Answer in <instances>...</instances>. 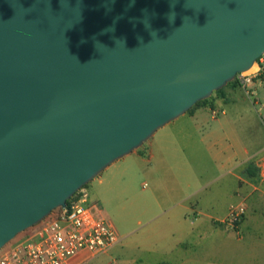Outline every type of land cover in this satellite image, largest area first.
Here are the masks:
<instances>
[{"label": "water", "instance_id": "1", "mask_svg": "<svg viewBox=\"0 0 264 264\" xmlns=\"http://www.w3.org/2000/svg\"><path fill=\"white\" fill-rule=\"evenodd\" d=\"M264 56V0H0V250Z\"/></svg>", "mask_w": 264, "mask_h": 264}, {"label": "crops", "instance_id": "2", "mask_svg": "<svg viewBox=\"0 0 264 264\" xmlns=\"http://www.w3.org/2000/svg\"><path fill=\"white\" fill-rule=\"evenodd\" d=\"M207 111L189 114L190 127L180 117L131 154L149 165L155 187L137 206L135 224L123 234L115 227L122 242L105 253L112 264H264V110L237 109V118L205 125ZM239 204L246 215L238 229L219 224Z\"/></svg>", "mask_w": 264, "mask_h": 264}, {"label": "built area", "instance_id": "3", "mask_svg": "<svg viewBox=\"0 0 264 264\" xmlns=\"http://www.w3.org/2000/svg\"><path fill=\"white\" fill-rule=\"evenodd\" d=\"M264 79V56L253 68L237 75L246 88L254 79ZM224 114V112H223ZM218 112H213L217 117ZM97 204L86 195L72 198L64 208L51 213L30 231L22 233L0 250V264H83L109 252L122 242L114 224L97 213ZM246 215L243 204L232 205L219 224L236 231ZM82 258L83 263H75Z\"/></svg>", "mask_w": 264, "mask_h": 264}, {"label": "rangeland", "instance_id": "4", "mask_svg": "<svg viewBox=\"0 0 264 264\" xmlns=\"http://www.w3.org/2000/svg\"><path fill=\"white\" fill-rule=\"evenodd\" d=\"M229 92L231 95L227 98V93ZM234 99H237L238 104L232 103ZM199 108L209 110L207 112L210 115L207 116L208 122L204 123L205 125L211 123V117L222 119L227 114V117L237 118L235 114L237 109L241 111H263L264 79L263 77H257L254 79V83L246 88L238 83H229L220 92H214L206 100V103L196 106L192 112ZM192 112H187L182 116L179 123L190 127L193 122L190 121L189 114ZM213 112H218L217 117H213ZM244 118L247 119V117ZM262 120L264 126V117ZM147 142L133 153L140 152ZM207 158V155H204L203 163L200 162L201 164H199V184H202L201 179L206 178L207 175V171L204 170L207 167ZM199 159L201 160L202 158L199 157ZM148 167L149 165L144 163L139 157L130 154L107 168L99 177L88 184L87 188L82 189L80 195H86L88 202L97 204L102 216L110 220L118 231L123 234L129 224L132 222L133 225L135 224L134 222L137 219L134 213L137 210V206L142 204L144 197L155 187L153 181L156 176H153V174L150 176L151 174L149 173L151 172L147 171ZM212 188H215V186ZM31 229L28 230L30 231ZM19 236H22V233L17 237ZM81 260L83 259L81 258ZM83 264H112V260L109 259L108 255L103 254Z\"/></svg>", "mask_w": 264, "mask_h": 264}, {"label": "trees", "instance_id": "5", "mask_svg": "<svg viewBox=\"0 0 264 264\" xmlns=\"http://www.w3.org/2000/svg\"><path fill=\"white\" fill-rule=\"evenodd\" d=\"M235 83H237V81L236 80H234L233 82H231L230 84H235ZM221 90H219V91H216V92H220ZM201 103H206V100L205 101H202V102H199V103H197L192 109H190L189 111H188V113L189 112H192L193 111V109L196 107V106H198V105H200ZM88 187V185L87 186H85L84 188H87ZM83 188V189H84ZM80 193H81V191L80 192H78L77 194H75L74 195V197L73 198H75L76 196H80ZM70 201L71 200H69L68 202H67V204H69L70 203Z\"/></svg>", "mask_w": 264, "mask_h": 264}, {"label": "bare ground", "instance_id": "6", "mask_svg": "<svg viewBox=\"0 0 264 264\" xmlns=\"http://www.w3.org/2000/svg\"><path fill=\"white\" fill-rule=\"evenodd\" d=\"M210 108V107H209Z\"/></svg>", "mask_w": 264, "mask_h": 264}]
</instances>
